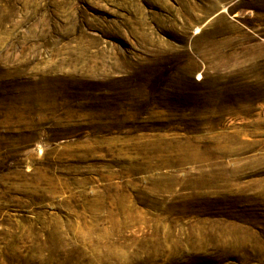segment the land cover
<instances>
[{"label": "rangeland", "instance_id": "rangeland-1", "mask_svg": "<svg viewBox=\"0 0 264 264\" xmlns=\"http://www.w3.org/2000/svg\"><path fill=\"white\" fill-rule=\"evenodd\" d=\"M0 264H264V0H0Z\"/></svg>", "mask_w": 264, "mask_h": 264}]
</instances>
